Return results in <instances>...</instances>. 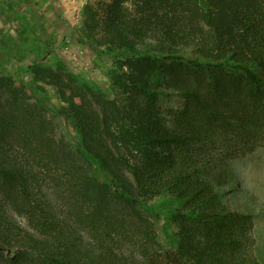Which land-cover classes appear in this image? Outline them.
<instances>
[{
	"label": "trees",
	"instance_id": "16d2710c",
	"mask_svg": "<svg viewBox=\"0 0 264 264\" xmlns=\"http://www.w3.org/2000/svg\"><path fill=\"white\" fill-rule=\"evenodd\" d=\"M80 38L114 54L112 99L93 110L56 84L61 76L51 69L35 72L66 104L63 119L79 135L74 152L26 93L0 76V178L31 229L0 222V264H121L36 198L46 181L94 194L100 210L105 196L145 208L166 194L177 205L176 247L147 254L145 264H259L253 216L226 198L227 186L240 181L214 151L238 140H218L214 127L240 140L250 131L264 137V0H108L90 9ZM38 44L35 54L50 48ZM161 96L181 98L183 109L164 118ZM90 168L108 183H97Z\"/></svg>",
	"mask_w": 264,
	"mask_h": 264
},
{
	"label": "rangeland",
	"instance_id": "374dc122",
	"mask_svg": "<svg viewBox=\"0 0 264 264\" xmlns=\"http://www.w3.org/2000/svg\"><path fill=\"white\" fill-rule=\"evenodd\" d=\"M107 1L0 0V76L10 77L14 86L26 93L27 102L36 105L51 122L56 139L73 152L72 141L79 135L72 122L63 119L66 104L59 99L49 80L39 75L35 77V72L51 69L61 76V84L58 79L56 84L62 85L66 92L72 90L78 98L84 97L93 110H97L102 100L112 99L115 88L110 76L117 62L114 54L98 53L80 38L90 9ZM30 22L34 23V28L30 27ZM40 41H47L50 48L47 51L42 47L43 50L35 54L34 49ZM182 109L181 98L161 96L158 99V110L164 118H172ZM214 129L218 140L224 141L230 136L238 140L237 145L230 144L231 149L223 151L217 146L214 151L217 150L218 158L227 164L232 178L240 181L238 189L227 186L230 190L226 198L233 206L246 209L253 216V252L259 264H264V137L250 131L245 140H240L217 126ZM75 158L84 164L79 154ZM89 172L97 183H108L99 172L94 174L93 168ZM40 185L41 192L37 191L36 198L49 202L58 218L72 225L84 243L105 246L120 257L121 264H145L147 254H161L176 247L177 230L171 222V207L177 205L169 201L166 194L142 208L125 204L107 192L111 197L105 196L108 204L100 210L98 201L91 200L94 194L88 198L63 183L46 181ZM6 191L0 178V222L8 220L30 231L24 215L8 202ZM14 250L12 245L7 248L9 254Z\"/></svg>",
	"mask_w": 264,
	"mask_h": 264
}]
</instances>
